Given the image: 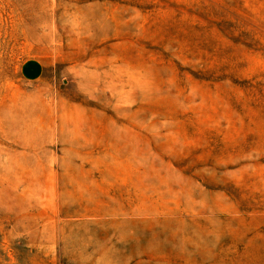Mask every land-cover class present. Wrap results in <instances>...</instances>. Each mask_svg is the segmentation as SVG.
<instances>
[{"label":"rangeland","instance_id":"374dc122","mask_svg":"<svg viewBox=\"0 0 264 264\" xmlns=\"http://www.w3.org/2000/svg\"><path fill=\"white\" fill-rule=\"evenodd\" d=\"M0 264H264V0H0Z\"/></svg>","mask_w":264,"mask_h":264}]
</instances>
